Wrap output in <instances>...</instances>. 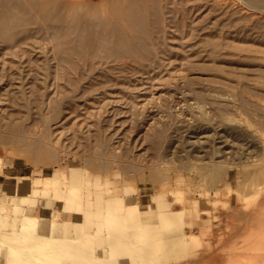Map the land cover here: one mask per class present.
<instances>
[{"label":"rangeland","instance_id":"1","mask_svg":"<svg viewBox=\"0 0 264 264\" xmlns=\"http://www.w3.org/2000/svg\"><path fill=\"white\" fill-rule=\"evenodd\" d=\"M73 182L91 210L109 188L141 212L115 201L100 227L59 193ZM6 205L75 208V244L135 241L134 264H264V0H0Z\"/></svg>","mask_w":264,"mask_h":264},{"label":"bare ground","instance_id":"2","mask_svg":"<svg viewBox=\"0 0 264 264\" xmlns=\"http://www.w3.org/2000/svg\"><path fill=\"white\" fill-rule=\"evenodd\" d=\"M72 179H74V176L72 177ZM104 190L106 191L102 193L103 197L102 200L100 199V203H97L95 199L92 198V203L95 207L93 210H91V200H88L87 203L84 204L81 199L82 194H80L81 186L75 184L74 182L67 184L66 187H64L63 189L60 188L58 191L61 194H65L63 196L67 199V201H70L68 202L69 205L70 203L72 204L71 206L79 204L78 208L81 209V204H84V206L87 207V211H85L84 213L85 216H92L96 213L97 208V212H100L102 217H104V221H98L100 227H104L106 223L105 221L118 220V218L114 214L115 209L113 207V203L115 201H121L125 203L124 207L119 209L121 210V212L119 213V215L121 216H125L127 213L132 212L135 206L138 207L137 204L131 202V199L133 197H131L130 195L120 197L117 194L113 195L115 192H111L109 188H104ZM95 193H97L98 195L99 192L95 191ZM107 193L111 194V196H109L108 198H106L105 196L107 195ZM4 199L5 198H3V200ZM98 199L99 196L97 198V201ZM155 204L156 206L158 205L160 209L156 211V214L157 216H159L158 218H160L161 223L170 225L176 231V234L173 237L168 236L170 238L166 240L176 244L178 242H184L186 240V237L188 236L182 231V226L184 224L182 221V213L169 210V205L166 204L163 199L155 198ZM18 209L19 207L16 208V214L9 221L4 220L5 217H8V215L0 212V256H2V248L6 247L7 242L11 243L14 239L22 241L24 249L22 254H19L16 257L17 264H94L95 262L96 264H124L123 261H126L127 259L130 261L129 263L134 264L133 254H135V249H139L142 245H140V243H136L135 241H133V245H130L132 244V242H116V236H112L111 239L109 234L107 236V244H104V242H102L100 247L90 251L85 249V246L88 245V240H86L85 238H83V240L81 239L78 244H75L74 242L76 235L77 237L81 236L79 232L80 230L78 229L80 225V223L78 222L80 219V212L75 208L70 207L68 212H66V214L71 213L74 215V233H70L66 228L67 223H64L65 229L62 234L58 233L55 227L53 228L52 226H50L49 228H47L46 225L48 222L43 217H37L34 214L35 209L23 210L21 208L22 210L19 211ZM136 211L141 212L139 207ZM102 230L104 229L99 230V232H102ZM112 232V228H109L108 233ZM92 233L95 234L96 232ZM188 235H190V233H188ZM175 247L176 246H174V248ZM119 248H121V250ZM51 254H58V256L54 257L52 261V258L49 257ZM134 256L136 257V255ZM63 257L65 259H63ZM137 258L140 257L137 256L135 259Z\"/></svg>","mask_w":264,"mask_h":264},{"label":"crops","instance_id":"3","mask_svg":"<svg viewBox=\"0 0 264 264\" xmlns=\"http://www.w3.org/2000/svg\"><path fill=\"white\" fill-rule=\"evenodd\" d=\"M5 208H6L5 214H7L8 217H5L4 220L9 221L15 215V206L13 205V207H10V205H6ZM34 209H35L34 214L37 217H43L49 221H54L56 219L57 222H55V223L53 222L52 224L54 225V227L58 233L62 234L64 232V229H65L64 223H67V227H66L67 230L70 233H74V226H73L74 215L73 214H71V213L65 214L60 210L50 209L46 212V216H42L44 209L40 205H36ZM104 242H105V240H104Z\"/></svg>","mask_w":264,"mask_h":264}]
</instances>
